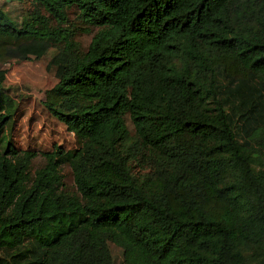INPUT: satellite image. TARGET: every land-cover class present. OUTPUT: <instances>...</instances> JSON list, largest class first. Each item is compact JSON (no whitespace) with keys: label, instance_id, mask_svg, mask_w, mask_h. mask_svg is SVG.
Listing matches in <instances>:
<instances>
[{"label":"trees","instance_id":"1","mask_svg":"<svg viewBox=\"0 0 264 264\" xmlns=\"http://www.w3.org/2000/svg\"><path fill=\"white\" fill-rule=\"evenodd\" d=\"M26 1L0 60L58 48L42 105L77 147L0 150V264H264V0Z\"/></svg>","mask_w":264,"mask_h":264},{"label":"rangeland","instance_id":"2","mask_svg":"<svg viewBox=\"0 0 264 264\" xmlns=\"http://www.w3.org/2000/svg\"><path fill=\"white\" fill-rule=\"evenodd\" d=\"M28 1L0 0V9L3 10L17 24L25 12L32 7ZM67 27L72 31L71 39L78 50L84 51L96 27L87 26L77 16V10L71 7L65 11ZM58 48L54 46L38 59L16 61L2 58L0 69L6 73L0 84V92L13 99L14 111L6 123L0 127V150L10 143L20 150L29 149L37 154L31 162V170L42 164L40 152L60 147L64 150L77 147L73 134L67 131L64 125L55 119L42 105L44 92L55 82L54 68L48 67L50 56ZM130 132L132 126L125 117ZM145 172V171H143ZM63 186L73 189L72 177L66 165L61 167ZM111 264H122L121 248L113 243H107Z\"/></svg>","mask_w":264,"mask_h":264}]
</instances>
